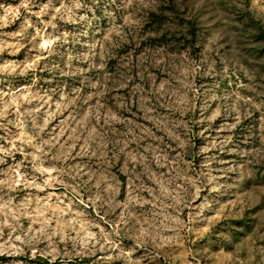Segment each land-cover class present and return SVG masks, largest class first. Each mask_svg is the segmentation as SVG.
Listing matches in <instances>:
<instances>
[{
  "label": "rangeland",
  "instance_id": "obj_1",
  "mask_svg": "<svg viewBox=\"0 0 264 264\" xmlns=\"http://www.w3.org/2000/svg\"><path fill=\"white\" fill-rule=\"evenodd\" d=\"M0 264H264L259 0H0Z\"/></svg>",
  "mask_w": 264,
  "mask_h": 264
},
{
  "label": "crops",
  "instance_id": "obj_2",
  "mask_svg": "<svg viewBox=\"0 0 264 264\" xmlns=\"http://www.w3.org/2000/svg\"><path fill=\"white\" fill-rule=\"evenodd\" d=\"M260 2H261V4H263V6H264V0H259Z\"/></svg>",
  "mask_w": 264,
  "mask_h": 264
}]
</instances>
